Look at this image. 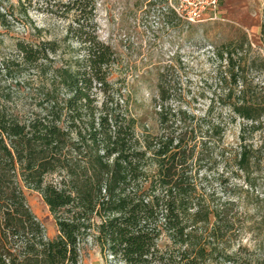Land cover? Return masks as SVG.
<instances>
[{"label":"trees","instance_id":"obj_1","mask_svg":"<svg viewBox=\"0 0 264 264\" xmlns=\"http://www.w3.org/2000/svg\"><path fill=\"white\" fill-rule=\"evenodd\" d=\"M43 1L65 22L64 34L17 40L15 55L0 59V264H79L90 237L114 264H201L223 252L233 229L229 203H213L196 167L210 145L224 155L226 126L237 121V168L248 172L264 157V55L244 32L214 47L218 90L202 117L168 104L159 73L153 133L138 128L142 119L112 89L115 52L97 33L99 0ZM260 38L264 47V0ZM26 70L48 75L30 108L3 83ZM215 103L226 117L214 115ZM24 187L41 194L55 238L45 237Z\"/></svg>","mask_w":264,"mask_h":264},{"label":"rangeland","instance_id":"obj_2","mask_svg":"<svg viewBox=\"0 0 264 264\" xmlns=\"http://www.w3.org/2000/svg\"><path fill=\"white\" fill-rule=\"evenodd\" d=\"M262 4L263 0H216V7L211 0L98 1L97 33L115 52L111 86L130 112L142 119L139 129L145 126L158 132L155 102L159 73L169 86L168 104L202 117L212 91L218 90L214 83L218 65L212 56L214 47L244 32L252 49L264 55L260 38ZM194 8L200 13L190 20L187 14ZM64 30L65 22L47 13L43 0H0V59L15 55L17 40L59 38ZM22 73L18 82L8 77L3 82L5 89L20 105L35 107L48 75L27 70ZM98 99L102 101L103 96L99 94ZM220 111L226 117L228 110L215 103L214 115ZM239 125L240 121L227 124L223 156L221 147L210 145L209 156L196 167L203 181L202 191L211 193L213 203H229L233 217L232 234L226 243L229 247L206 256L201 264H256L264 256V157L248 172L237 168L230 151L238 143ZM24 193L45 237L55 238L57 226L41 194L27 187ZM80 247L79 264H114L91 237ZM175 264L184 262L177 259Z\"/></svg>","mask_w":264,"mask_h":264},{"label":"built area","instance_id":"obj_3","mask_svg":"<svg viewBox=\"0 0 264 264\" xmlns=\"http://www.w3.org/2000/svg\"><path fill=\"white\" fill-rule=\"evenodd\" d=\"M211 4L216 7V0H211ZM200 10L198 8L191 9L188 14L187 18L190 20H194L199 16Z\"/></svg>","mask_w":264,"mask_h":264}]
</instances>
